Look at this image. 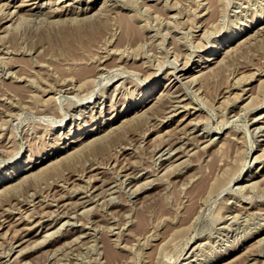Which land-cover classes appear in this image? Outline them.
Segmentation results:
<instances>
[{
  "label": "rangeland",
  "instance_id": "obj_1",
  "mask_svg": "<svg viewBox=\"0 0 264 264\" xmlns=\"http://www.w3.org/2000/svg\"><path fill=\"white\" fill-rule=\"evenodd\" d=\"M263 155L264 0H0V264H264Z\"/></svg>",
  "mask_w": 264,
  "mask_h": 264
},
{
  "label": "bare ground",
  "instance_id": "obj_2",
  "mask_svg": "<svg viewBox=\"0 0 264 264\" xmlns=\"http://www.w3.org/2000/svg\"><path fill=\"white\" fill-rule=\"evenodd\" d=\"M20 2V1H19ZM58 6V5H57ZM12 7V6H11ZM3 11V10H2ZM221 15V14H220ZM12 16V15H11ZM106 17V16H105ZM174 17V16H173ZM171 18H172V15H171ZM18 20V19H17ZM130 28H131V26H130ZM134 28V27H133ZM128 32V31H127ZM117 33V32H116ZM132 33V32H131ZM106 35V34H105ZM136 35V34H135ZM236 36V35H235ZM135 37V36H134ZM112 38V37H111ZM126 38V37H125ZM136 38H137V36H136ZM148 38V37H147ZM236 38L235 37H232L230 40H228V43H233L234 41H236L235 40ZM133 41H134V39H133ZM143 41V40H142ZM153 41V40H152ZM152 41H151V43H152ZM138 42V41H137ZM158 45V44H157ZM232 45V44H231ZM146 46V45H145ZM148 46V45H147ZM168 49V48H167ZM217 50V49H216ZM219 53V52H218ZM217 53V51H216V53H214V54H212V56L213 55H216V54H218ZM171 54V53H170ZM155 56V55H154ZM215 58V57H214ZM169 60V59H168ZM156 61V60H155ZM215 65V64H214ZM102 66V65H101ZM214 67V66H213ZM86 68V67H85ZM88 69V68H87ZM87 69H85V70H87ZM97 69V68H96ZM256 69V68H255ZM259 69V68H258ZM257 69V70H258ZM259 71V70H258ZM79 72V71H78ZM105 72V71H104ZM203 72V71H202ZM251 73V72H250ZM256 73H257V71H256ZM83 74V73H82ZM188 74V72L187 71H178V72H176L175 74H173V76H172V78H170L169 80H168V87L170 88V89H172V88H175V86L178 84V80H180L182 77H185L186 75ZM12 75V74H11ZM79 75V74H78ZM250 75V74H249ZM14 76V75H13ZM242 76V75H241ZM190 77V76H189ZM88 78H90V77H88ZM240 78V77H239ZM238 78V79H239ZM242 78H244L243 76H242ZM62 79V78H61ZM68 79V78H67ZM237 79V80H238ZM189 80V79H188ZM236 80V81H237ZM184 81H186V80H184ZM238 82V81H237ZM80 83V82H79ZM67 84V83H66ZM235 84V83H234ZM53 85V84H52ZM116 87V86H115ZM232 87V86H231ZM75 91V90H74ZM114 94V93H113ZM63 95V94H62ZM66 95V94H65ZM80 95V94H79ZM87 95V94H86ZM185 95V94H184ZM238 95V94H237ZM236 95V96H237ZM52 97V96H51ZM152 97V96H151ZM238 97H239V95H238ZM70 98V97H69ZM88 99H90V98H88ZM154 99L152 98V99H150V101L148 102V104L150 103V102H152ZM227 100H229V99H227ZM250 100V99H249ZM178 101V100H177ZM80 102V101H79ZM92 104H95V100L92 102ZM152 105H154V104H152ZM94 107H95V105H94ZM98 107V106H97ZM150 107V106H149ZM151 108V107H150ZM149 109V108H148ZM150 110H152L153 111V109H150ZM168 110V109H167ZM10 111V110H9ZM8 111V112H9ZM62 111V110H61ZM148 111V110H147ZM7 112V111H6ZM7 112V113H8ZM141 112V111H140ZM166 112V111H165ZM45 114V113H44ZM43 114V115H44ZM14 115H16V114H14ZM56 115V114H55ZM76 115V114H75ZM152 115V114H151ZM39 116V115H38ZM57 116H59V115H57ZM62 116V115H61ZM152 116H154V115H152ZM64 117V116H63ZM138 117V116H137ZM145 117V116H144ZM148 117V116H147ZM158 117V116H157ZM158 118H161V117H158ZM254 118V117H253ZM256 118V117H255ZM161 119H163V118H161ZM135 120V119H134ZM140 120V119H139ZM150 123V122H149ZM134 126V125H133ZM154 126V125H153ZM193 126V125H192ZM260 126V125H259ZM178 128V127H177ZM122 129V128H121ZM195 129V128H194ZM122 130H124V128L122 129ZM245 130V129H244ZM187 131V130H186ZM248 131V130H247ZM107 132V131H106ZM246 132V131H245ZM188 133V132H187ZM186 133V134H187ZM248 133H249V131H248ZM96 134V133H95ZM181 134V133H180ZM94 135V134H93ZM166 136V135H165ZM178 136V135H177ZM95 137H97V136H95ZM100 137V136H99ZM143 137V136H142ZM199 138H202L203 140H204V135H203V137L201 136V137H199ZM166 139H167V137H166ZM249 139V138H248ZM101 140V139H100ZM181 140V139H180ZM199 140V139H198ZM203 140L201 141L202 143H203ZM85 143L87 142V141H84ZM172 142V141H171ZM206 142V141H205ZM184 143V142H183ZM82 144V143H81ZM80 144V145H81ZM161 144H162V142H161ZM173 144V143H172ZM93 145V144H92ZM213 145H214V143H213ZM200 146H202V145H200ZM209 146V145H208ZM165 147V146H164ZM167 147V146H166ZM77 149V148H76ZM167 150V149H166ZM159 152H161V151H159ZM185 152V151H184ZM167 153V152H166ZM169 153V152H168ZM67 154V153H66ZM264 156V155H263ZM259 158V157H258ZM3 159V158H2ZM58 159V158H57ZM69 159V158H68ZM254 159V158H253ZM6 160V159H5ZM122 163H124V162H122ZM115 164V163H114ZM173 164V163H172ZM251 164V163H250ZM33 165V164H32ZM185 165V164H184ZM45 167V166H44ZM172 167V166H171ZM170 167V168H171ZM29 168V167H28ZM34 167H32V168H29V170H26V171H31L32 169H33ZM129 168V167H128ZM168 168V167H167ZM167 168H165V169H167ZM97 170V169H96ZM118 170H120V169H118ZM156 171V170H155ZM121 173V172H120ZM128 173V172H127ZM15 173H13L12 175H14ZM133 174V173H132ZM8 176L9 177V179L8 180H10V179H12V177L13 176ZM172 175H173V173H172ZM135 178V177H134ZM87 179V178H86ZM85 179V180H86ZM102 179V178H101ZM195 179V178H194ZM252 179V178H251ZM123 181V180H122ZM129 181V180H128ZM252 181V180H251ZM65 182V181H64ZM254 183V182H253ZM255 185V184H254ZM148 186H151V185H148ZM57 187V186H56ZM256 186H254V188H255ZM133 188V187H132ZM141 188V187H140ZM87 189V188H86ZM127 189V188H126ZM250 189V188H249ZM63 192V191H62ZM110 192V191H109ZM105 195V194H104ZM38 200V199H37ZM111 200V199H110ZM52 202V201H51ZM64 202V201H63ZM109 203V202H108ZM111 203V202H110ZM21 204V203H20ZM17 206V205H16ZM41 206V205H40ZM4 208H6V207H4ZM22 209V208H21ZM21 209H18V210H21ZM54 209V208H53ZM7 210V209H6ZM10 210V209H9ZM235 210V209H234ZM233 210V211H234ZM2 211V210H1ZM40 211V210H39ZM44 211V210H43ZM231 211V210H230ZM5 212V211H4ZM71 212V211H70ZM1 213V212H0ZM41 213V212H40ZM61 215V214H60ZM88 215H90V214H88ZM199 215V214H198ZM76 216V215H75ZM236 216V215H235ZM235 216H233V217H235ZM240 216V215H239ZM16 217V216H15ZM200 218V217H199ZM220 219V218H219ZM235 219H237V218H235ZM29 220V219H28ZM233 221V220H232ZM68 222V221H67ZM70 222V221H69ZM4 223V222H3ZM61 223H63V222H61ZM224 224V223H223ZM62 225V224H61ZM231 225V224H230ZM7 226H9V225H7ZM23 226V225H22ZM27 226V225H26ZM223 226V225H222ZM231 227V226H230ZM234 228V227H233ZM16 229V228H15ZM57 232V231H56ZM30 239V238H29ZM78 240V239H77ZM262 241V240H261ZM261 244V243H260ZM205 245V244H204ZM198 247V246H197ZM17 249V248H16ZM19 250V249H18ZM32 250V249H31ZM191 251V250H190ZM199 251V250H198ZM189 253V252H188ZM241 254V253H240ZM4 256V255H3ZM195 257V256H194ZM248 258V257H247ZM232 261V260H231ZM14 262V261H13ZM253 262V261H252ZM260 262V261H259ZM223 263V262H222ZM227 263V262H226ZM13 264V263H12ZM260 264V263H259Z\"/></svg>",
  "mask_w": 264,
  "mask_h": 264
}]
</instances>
